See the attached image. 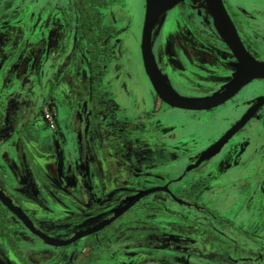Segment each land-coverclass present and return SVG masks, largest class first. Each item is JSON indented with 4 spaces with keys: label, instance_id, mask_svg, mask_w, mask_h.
<instances>
[{
    "label": "flooded vegetation",
    "instance_id": "flooded-vegetation-1",
    "mask_svg": "<svg viewBox=\"0 0 264 264\" xmlns=\"http://www.w3.org/2000/svg\"><path fill=\"white\" fill-rule=\"evenodd\" d=\"M221 1L227 26L264 62V0ZM135 2L0 0V189L32 222L0 199V264H75L84 239L135 209L143 219L148 210L201 214L217 222L220 243L205 247L192 227L142 221L128 244L143 250L138 264H264V78L211 108L172 105L146 71L147 0L138 11ZM173 3L153 24L155 60L178 94L209 96L233 80L239 57L210 0ZM259 98L222 149L198 162ZM154 187L96 232L47 242L100 225L127 197Z\"/></svg>",
    "mask_w": 264,
    "mask_h": 264
},
{
    "label": "water",
    "instance_id": "water-1",
    "mask_svg": "<svg viewBox=\"0 0 264 264\" xmlns=\"http://www.w3.org/2000/svg\"><path fill=\"white\" fill-rule=\"evenodd\" d=\"M164 0H147L146 19L143 33V56L146 71L156 86L161 96L169 103L175 106L183 108L203 109L211 108L219 105L231 96H233L245 83L250 81L254 77L264 78V62L253 59L250 54L245 50L240 38L237 34L232 33L231 29L227 26L224 20V8L221 0H210V5L216 18V23L219 31L225 37L227 43L233 48L236 55L239 57V62L236 63L237 72L234 73V78L231 82L225 84L221 90L214 92L213 94L205 97H187L178 94L172 86L169 84L168 77L164 75L157 65L155 56L152 50L151 44V32L155 19L161 12L168 10L174 3L167 7H163ZM259 102L254 104L243 117L238 120L231 128H229L218 140H216L207 149L201 152L198 162H204L217 154L222 147L229 141V139L247 122V120L253 115L260 104ZM191 168V167H189ZM161 187H154L151 189L140 190L139 193L127 197L124 201L125 204L115 210V214L105 220L100 225L93 227L87 231L77 233L75 236L68 240H48V243L54 245H67L79 238L96 232L100 228L110 224L124 212H126L131 206H133L138 200H140L146 194L160 189ZM0 199L6 204L12 211H14L28 226H32V222L29 217L22 211V209L13 203V200L6 195V193L0 189Z\"/></svg>",
    "mask_w": 264,
    "mask_h": 264
},
{
    "label": "rangeland",
    "instance_id": "rangeland-1",
    "mask_svg": "<svg viewBox=\"0 0 264 264\" xmlns=\"http://www.w3.org/2000/svg\"><path fill=\"white\" fill-rule=\"evenodd\" d=\"M135 1L134 9L138 11L140 9V3L139 0ZM204 6L206 7L207 5L205 4ZM258 81L260 80H255L252 82L253 84L250 83L247 85L236 95V97L239 94L250 90L252 86L260 84L257 83ZM49 118H51V116ZM150 208L152 209L153 207L150 206L149 209ZM170 212V215L165 213L162 218L159 214L155 215L153 210H148L149 214L143 219L141 217L142 212L139 209H135L133 212L125 215L110 229L104 231L101 235L91 236L84 239L80 243L81 254L76 259L75 264H138V262L145 257L143 255V250L128 244L135 242V239L141 234V229L139 231L136 225L142 224V221H145L148 226H161L163 229L182 230L183 232H185L188 227H192L191 231L194 232V235L204 239L205 247L209 245L213 247L214 245H220V243H218L219 238L217 237V234L213 232L214 230H217V222L210 225L208 220L201 214L194 213L193 215H187L180 210H171ZM208 225L211 230L208 228ZM119 231H123V236L120 239H117L115 232ZM206 237H208L209 240ZM229 247L230 246L227 248ZM14 250L16 252L15 255L22 260L23 255L27 254V250L24 247L19 246V242ZM151 254L153 255L154 253L151 252ZM68 255L69 254H65V256ZM171 256L168 254V258H171ZM171 260H173V258H171ZM52 261L54 260L51 259V262ZM55 264H59V261ZM146 264H152V262L147 261Z\"/></svg>",
    "mask_w": 264,
    "mask_h": 264
},
{
    "label": "bare ground",
    "instance_id": "bare-ground-1",
    "mask_svg": "<svg viewBox=\"0 0 264 264\" xmlns=\"http://www.w3.org/2000/svg\"><path fill=\"white\" fill-rule=\"evenodd\" d=\"M174 2V0H172V2H169V0H164L163 2V7H167L169 6L170 4H172Z\"/></svg>",
    "mask_w": 264,
    "mask_h": 264
},
{
    "label": "built area",
    "instance_id": "built-area-1",
    "mask_svg": "<svg viewBox=\"0 0 264 264\" xmlns=\"http://www.w3.org/2000/svg\"><path fill=\"white\" fill-rule=\"evenodd\" d=\"M47 116H48V118L50 117L49 115H47ZM49 119H50V121H51V122H50V125L53 126L52 118H49Z\"/></svg>",
    "mask_w": 264,
    "mask_h": 264
}]
</instances>
